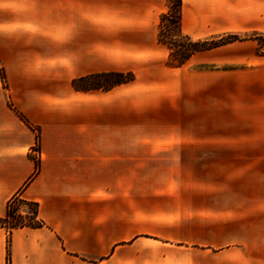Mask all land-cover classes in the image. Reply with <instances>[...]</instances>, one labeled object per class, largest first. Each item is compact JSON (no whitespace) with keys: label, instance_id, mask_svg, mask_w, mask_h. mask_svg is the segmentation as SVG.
<instances>
[{"label":"crops","instance_id":"0c3cea01","mask_svg":"<svg viewBox=\"0 0 264 264\" xmlns=\"http://www.w3.org/2000/svg\"><path fill=\"white\" fill-rule=\"evenodd\" d=\"M168 9L0 0V217L21 193L44 221L0 225V264H264V46L171 66ZM181 28L264 37V0H182ZM109 73L135 77L74 85Z\"/></svg>","mask_w":264,"mask_h":264},{"label":"trees","instance_id":"16d2710c","mask_svg":"<svg viewBox=\"0 0 264 264\" xmlns=\"http://www.w3.org/2000/svg\"><path fill=\"white\" fill-rule=\"evenodd\" d=\"M181 4L182 0H169V9L166 13L161 16L160 25L164 23L165 19L174 22L176 25V29L180 35L183 36L187 40V45L179 44L178 48H183L186 50V54L182 55L180 58H174V51L172 43L166 42L159 32V40L165 44H167L170 48V55L168 59V63L171 66L178 67L186 63L190 57L200 50L210 49L213 47H217L223 44H227L230 42H234L237 40H244V39H256L261 43V46H264V41L261 42L260 38L262 35L259 34H252L246 37L240 36L238 34H227L213 39H198L195 40L191 36L183 33L181 28ZM0 73L3 80L6 79L4 69L0 67ZM107 76H122L121 79L115 81L112 84H108L105 86H94V87H103L108 88L113 84L129 82L134 79L133 73H109L105 74ZM79 81L75 80L74 85L75 87L79 88L78 85ZM12 106V105H11ZM14 108V107H13ZM15 109V108H14ZM16 113L19 115L21 119H23L26 123H29L25 115H23L20 111L15 109ZM36 166L38 169V161L36 160ZM27 207L28 210L25 214L22 212V208ZM0 225L6 227L9 232L11 233L13 229L16 228H23V227H30V228H39L44 226V221L39 215V204L35 201H30L22 197L21 193H17L13 195L6 207V213L3 217H0ZM9 251V250H8Z\"/></svg>","mask_w":264,"mask_h":264},{"label":"rangeland","instance_id":"374dc122","mask_svg":"<svg viewBox=\"0 0 264 264\" xmlns=\"http://www.w3.org/2000/svg\"><path fill=\"white\" fill-rule=\"evenodd\" d=\"M160 33L162 38L168 42L172 43L173 48L175 49L174 51V58H180L182 55L186 54V50L183 48H178L179 44L182 45H187V40L183 38L182 35L179 34V32L176 29V25L174 22L169 21L165 19L164 23L160 25ZM260 41H264V37L260 38ZM178 46V47H177ZM122 76H107V75H98V76H93L87 80L81 81L78 83V85L81 87H86V86H105L108 84H112L115 81L121 79ZM37 158V155L35 156ZM28 210L27 207L22 208L23 214L26 213Z\"/></svg>","mask_w":264,"mask_h":264}]
</instances>
